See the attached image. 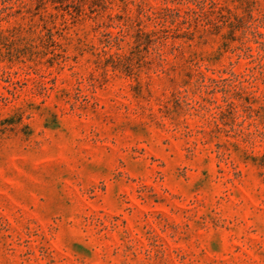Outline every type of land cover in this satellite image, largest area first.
<instances>
[{
  "label": "rangeland",
  "instance_id": "obj_1",
  "mask_svg": "<svg viewBox=\"0 0 264 264\" xmlns=\"http://www.w3.org/2000/svg\"><path fill=\"white\" fill-rule=\"evenodd\" d=\"M0 264H264V0H0Z\"/></svg>",
  "mask_w": 264,
  "mask_h": 264
},
{
  "label": "trees",
  "instance_id": "obj_2",
  "mask_svg": "<svg viewBox=\"0 0 264 264\" xmlns=\"http://www.w3.org/2000/svg\"><path fill=\"white\" fill-rule=\"evenodd\" d=\"M166 12H167V13H172L173 11L170 10V9H166Z\"/></svg>",
  "mask_w": 264,
  "mask_h": 264
}]
</instances>
